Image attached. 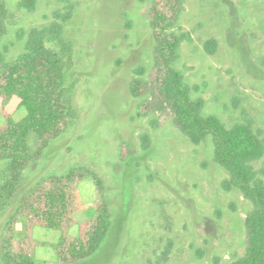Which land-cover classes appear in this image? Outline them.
<instances>
[{
	"label": "rangeland",
	"instance_id": "374dc122",
	"mask_svg": "<svg viewBox=\"0 0 264 264\" xmlns=\"http://www.w3.org/2000/svg\"><path fill=\"white\" fill-rule=\"evenodd\" d=\"M155 0H6L8 32L1 48L9 62L24 51L28 32L64 21L68 43L66 87L76 120L54 139L44 157L25 171L15 202L0 211V264L3 236L16 216V237L25 236L22 198L49 175L74 168L93 171L103 185L112 227L91 259L77 264H228L247 246L245 219L252 202L223 183L228 172L214 159L208 137L194 143L175 125L169 111L147 114L130 84L135 70L154 73L155 37L150 10ZM173 32L182 36L175 66L194 98L205 100L204 114L228 126L251 123L264 138V0H184ZM213 41L214 50L207 43ZM17 96L4 105L15 120L26 111ZM149 136L150 146L144 142ZM134 154L121 161V145ZM123 150L127 153L128 147ZM264 179V158L255 163ZM6 167L0 162V172ZM92 177L79 184L82 209L67 233L80 236L98 198ZM62 230L35 226V258L55 263Z\"/></svg>",
	"mask_w": 264,
	"mask_h": 264
},
{
	"label": "trees",
	"instance_id": "16d2710c",
	"mask_svg": "<svg viewBox=\"0 0 264 264\" xmlns=\"http://www.w3.org/2000/svg\"><path fill=\"white\" fill-rule=\"evenodd\" d=\"M37 0H22L32 10ZM184 0H155L150 10V23L155 37V67L151 80L144 78L145 68L135 70L131 93L143 99L140 109L147 113L169 111L176 127L194 143L212 137L214 159L229 174L223 186L239 189L253 208L245 219L247 246L242 256L228 264H264V179L255 166L264 158V138L251 123L228 126L215 114L205 115V100L194 98L181 70L175 66L182 36L172 27L182 10ZM64 21H56L28 32L25 51L9 62L1 48L8 32V6L0 0V97L7 105L15 96L21 99L26 114L15 120L2 109L6 123L0 126V211L12 205L23 189L25 171L37 164L51 142L70 130L76 120L72 92L66 87L68 43L64 40ZM208 51L215 48L207 43ZM150 146L149 136H145ZM126 162L134 154L124 152ZM92 177L98 198L93 203L94 214L81 228L77 237L67 231L77 222L82 209L79 184ZM27 218L25 236L16 237V216L7 224L3 236L4 264H47L35 258L37 245L33 237L35 226L62 230L55 245L58 261L50 264H77L93 258L103 246L112 227V217L101 180L93 171L74 168L63 175L52 174L30 189L21 200L19 211ZM49 264V263H48Z\"/></svg>",
	"mask_w": 264,
	"mask_h": 264
}]
</instances>
